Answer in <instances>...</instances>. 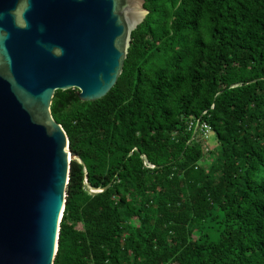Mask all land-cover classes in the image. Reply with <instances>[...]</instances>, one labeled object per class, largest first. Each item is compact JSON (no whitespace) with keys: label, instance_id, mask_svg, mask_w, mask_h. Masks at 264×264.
Returning a JSON list of instances; mask_svg holds the SVG:
<instances>
[{"label":"trees","instance_id":"trees-1","mask_svg":"<svg viewBox=\"0 0 264 264\" xmlns=\"http://www.w3.org/2000/svg\"><path fill=\"white\" fill-rule=\"evenodd\" d=\"M144 7L106 97L54 94L78 157L54 264H264V0Z\"/></svg>","mask_w":264,"mask_h":264},{"label":"water","instance_id":"water-1","mask_svg":"<svg viewBox=\"0 0 264 264\" xmlns=\"http://www.w3.org/2000/svg\"><path fill=\"white\" fill-rule=\"evenodd\" d=\"M145 0H0V264H54L71 161L57 90L115 87ZM93 194L101 191H91Z\"/></svg>","mask_w":264,"mask_h":264},{"label":"built area","instance_id":"built-area-1","mask_svg":"<svg viewBox=\"0 0 264 264\" xmlns=\"http://www.w3.org/2000/svg\"><path fill=\"white\" fill-rule=\"evenodd\" d=\"M193 125L196 126V131L198 128H200L204 137L206 139L208 138L207 134L211 133V127L207 123H205L199 119L195 123H192L191 127H193Z\"/></svg>","mask_w":264,"mask_h":264},{"label":"rangeland","instance_id":"rangeland-1","mask_svg":"<svg viewBox=\"0 0 264 264\" xmlns=\"http://www.w3.org/2000/svg\"><path fill=\"white\" fill-rule=\"evenodd\" d=\"M207 137H208L207 138L208 146L206 149L213 148L216 145V142L214 140V136L211 133H209V134H207Z\"/></svg>","mask_w":264,"mask_h":264}]
</instances>
